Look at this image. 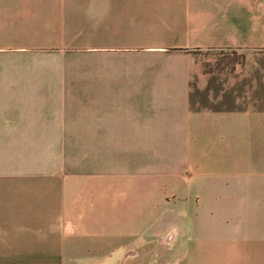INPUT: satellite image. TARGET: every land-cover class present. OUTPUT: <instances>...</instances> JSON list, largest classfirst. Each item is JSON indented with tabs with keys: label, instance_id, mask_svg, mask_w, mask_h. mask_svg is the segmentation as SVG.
I'll list each match as a JSON object with an SVG mask.
<instances>
[{
	"label": "crops",
	"instance_id": "obj_1",
	"mask_svg": "<svg viewBox=\"0 0 264 264\" xmlns=\"http://www.w3.org/2000/svg\"><path fill=\"white\" fill-rule=\"evenodd\" d=\"M0 10L15 22L48 15L54 30L79 31L80 47L32 57L48 66L17 55L0 68V141L80 143L79 160L10 177L0 264L146 257L178 237L168 199L190 177L208 192L173 211L197 224L194 251L264 264V0H0ZM211 49L243 62L204 71Z\"/></svg>",
	"mask_w": 264,
	"mask_h": 264
},
{
	"label": "rangeland",
	"instance_id": "obj_2",
	"mask_svg": "<svg viewBox=\"0 0 264 264\" xmlns=\"http://www.w3.org/2000/svg\"><path fill=\"white\" fill-rule=\"evenodd\" d=\"M25 12L24 20L15 22L11 20L8 11L0 10V44H6L0 45V68L10 66L16 62L14 60H19V58L12 59L17 55L20 59L21 57L23 60L25 59L26 66L30 64L32 66L44 64L48 66L52 64L47 60L48 58H45V62H34L32 57L36 55L60 56L69 52L79 53V31L71 33V30L67 31L64 28L54 30L53 25L56 24L46 19L48 15L46 16L42 12L44 16L41 15L40 20H36L31 11L26 10ZM58 26L61 25L58 24ZM76 35L78 38H75ZM71 37L78 43L66 44L65 42L71 41ZM15 42H23L25 45L16 47L11 44ZM200 55L203 66L214 67L217 63L223 64L239 58L241 52L211 49L200 51ZM79 145L80 143L0 141V197L7 196L10 177L16 172H24L27 176L30 175V172L49 171L55 166H63L67 160H79V157H73L75 154L79 155V152L76 153L79 151ZM72 157L74 159H71ZM187 170L191 172V168ZM189 185V188L184 190L179 198L175 195L168 199L170 203L168 210L173 212L172 214L176 218L174 223L178 230V237L162 248L163 250L160 247H154V251L146 257L139 251L131 252V258L124 259L120 264H129V261H136L137 264H224L222 254L212 255L208 252L197 253L194 251V230H196L197 224L193 222L191 215H187V212L185 214L179 212L177 217L173 211L175 209L173 204L182 201L190 202L189 206L192 209L195 197L198 195L202 197L204 192H208L203 189L196 190L192 177H190ZM216 192L218 195L220 194L219 190ZM163 213L165 214L166 211ZM170 220L169 222H172ZM117 257L119 255L113 256L106 264H115Z\"/></svg>",
	"mask_w": 264,
	"mask_h": 264
},
{
	"label": "trees",
	"instance_id": "obj_3",
	"mask_svg": "<svg viewBox=\"0 0 264 264\" xmlns=\"http://www.w3.org/2000/svg\"><path fill=\"white\" fill-rule=\"evenodd\" d=\"M243 62V55L235 60H230L228 62H225L223 64L217 63L214 67H205L203 66L204 71H232L237 64H242Z\"/></svg>",
	"mask_w": 264,
	"mask_h": 264
}]
</instances>
